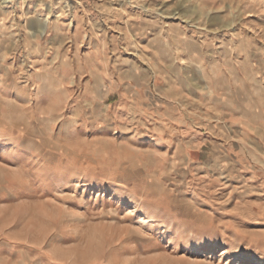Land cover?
<instances>
[{"label":"rangeland","instance_id":"374dc122","mask_svg":"<svg viewBox=\"0 0 264 264\" xmlns=\"http://www.w3.org/2000/svg\"><path fill=\"white\" fill-rule=\"evenodd\" d=\"M0 264H264V0H0Z\"/></svg>","mask_w":264,"mask_h":264}]
</instances>
